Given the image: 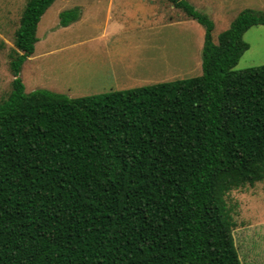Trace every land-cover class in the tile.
Returning <instances> with one entry per match:
<instances>
[{
  "label": "trees",
  "instance_id": "trees-1",
  "mask_svg": "<svg viewBox=\"0 0 264 264\" xmlns=\"http://www.w3.org/2000/svg\"><path fill=\"white\" fill-rule=\"evenodd\" d=\"M54 1L27 0L0 103V264H242L226 195L264 180V64L234 68L264 13L216 41L171 0L205 27L200 75L71 97L20 75Z\"/></svg>",
  "mask_w": 264,
  "mask_h": 264
},
{
  "label": "rangeland",
  "instance_id": "rangeland-1",
  "mask_svg": "<svg viewBox=\"0 0 264 264\" xmlns=\"http://www.w3.org/2000/svg\"><path fill=\"white\" fill-rule=\"evenodd\" d=\"M110 1L55 0L51 4L38 26L35 57L22 67L26 91L47 88L82 97L202 73L203 24L171 0L168 4L114 0L111 5ZM188 1L213 20L216 41L244 9L264 13V0ZM26 3L0 0V103L12 90L10 62ZM72 8L80 9L82 20L74 26L61 25V13ZM104 32L108 35L103 36ZM244 39L250 46L235 70L264 64V24L252 26ZM226 201L236 223L233 234L242 264H264V180L233 189Z\"/></svg>",
  "mask_w": 264,
  "mask_h": 264
},
{
  "label": "crops",
  "instance_id": "crops-1",
  "mask_svg": "<svg viewBox=\"0 0 264 264\" xmlns=\"http://www.w3.org/2000/svg\"><path fill=\"white\" fill-rule=\"evenodd\" d=\"M113 1H114V0H111V1H110V5L113 3ZM161 2H162V3H166V4H168V3H169V0H161ZM110 8H111V6H110ZM82 18H83V13L80 14V17H79L78 20H82ZM110 18H111V16L108 17V19H110ZM78 20H77V21H78ZM108 22H109V21H108ZM76 23H77V22L74 21V22L70 23V25H68V27H69V26H74ZM115 24H118V23L115 22ZM38 26H39V25H38ZM68 27H64V28H68ZM108 29H109V24H108V25L106 26V28H105L106 32H107ZM37 32H38V31H37ZM107 35H108L107 33H106V34H105V32L103 33V36H107ZM38 40H39V38H38ZM37 42H38V41H37ZM35 52H36V47H35ZM35 52H34V53H35ZM34 53H33V54H34ZM32 56L35 57V55H32ZM30 57H31V56H30ZM30 57H29V58H30Z\"/></svg>",
  "mask_w": 264,
  "mask_h": 264
},
{
  "label": "water",
  "instance_id": "water-1",
  "mask_svg": "<svg viewBox=\"0 0 264 264\" xmlns=\"http://www.w3.org/2000/svg\"><path fill=\"white\" fill-rule=\"evenodd\" d=\"M179 1V0H178Z\"/></svg>",
  "mask_w": 264,
  "mask_h": 264
}]
</instances>
